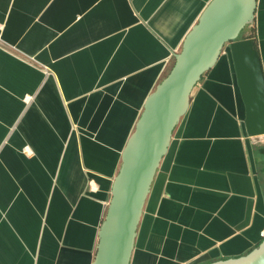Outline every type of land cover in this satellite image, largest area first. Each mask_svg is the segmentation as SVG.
Listing matches in <instances>:
<instances>
[{"label":"crops","instance_id":"obj_1","mask_svg":"<svg viewBox=\"0 0 264 264\" xmlns=\"http://www.w3.org/2000/svg\"><path fill=\"white\" fill-rule=\"evenodd\" d=\"M211 1L0 0V264L94 263L122 152ZM255 10L238 41L264 73ZM189 107L130 264L244 260L264 242V133L248 132L229 46Z\"/></svg>","mask_w":264,"mask_h":264},{"label":"water","instance_id":"obj_2","mask_svg":"<svg viewBox=\"0 0 264 264\" xmlns=\"http://www.w3.org/2000/svg\"><path fill=\"white\" fill-rule=\"evenodd\" d=\"M257 0H212L163 82L148 98L122 152L112 196L99 230L93 264H130L137 229L152 182L180 119L188 112L195 86L229 46L247 105V129L264 133V73L251 39L238 41L254 20ZM216 264H264V242L247 259Z\"/></svg>","mask_w":264,"mask_h":264},{"label":"trees","instance_id":"obj_3","mask_svg":"<svg viewBox=\"0 0 264 264\" xmlns=\"http://www.w3.org/2000/svg\"><path fill=\"white\" fill-rule=\"evenodd\" d=\"M255 30H253V33H254Z\"/></svg>","mask_w":264,"mask_h":264}]
</instances>
